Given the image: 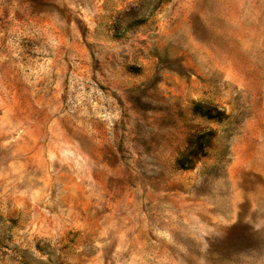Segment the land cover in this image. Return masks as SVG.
<instances>
[{"label": "rangeland", "instance_id": "374dc122", "mask_svg": "<svg viewBox=\"0 0 264 264\" xmlns=\"http://www.w3.org/2000/svg\"><path fill=\"white\" fill-rule=\"evenodd\" d=\"M0 264H264V0H0Z\"/></svg>", "mask_w": 264, "mask_h": 264}]
</instances>
